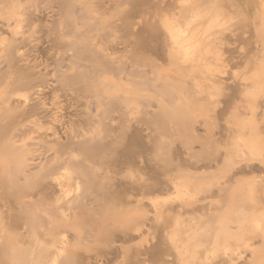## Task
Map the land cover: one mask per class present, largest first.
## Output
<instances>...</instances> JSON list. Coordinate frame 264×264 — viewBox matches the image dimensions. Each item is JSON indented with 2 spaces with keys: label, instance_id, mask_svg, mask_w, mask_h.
<instances>
[{
  "label": "rangeland",
  "instance_id": "obj_1",
  "mask_svg": "<svg viewBox=\"0 0 264 264\" xmlns=\"http://www.w3.org/2000/svg\"><path fill=\"white\" fill-rule=\"evenodd\" d=\"M24 1L16 8L22 15L14 11L13 6L19 5L12 4L13 9L6 6V10L9 7L22 17L25 13L19 10L27 9L29 16L33 15L27 20H42L35 24L23 22L27 15L22 20L19 17L27 34L20 31L28 36L27 45L20 44L25 50L22 58L28 56L33 63L39 47L46 50V55L40 57L39 79L33 69L34 72L26 68L34 76L33 80L28 78L32 83L29 81L27 87L33 84L29 89L24 87L27 83L21 72L25 70L20 68L22 58L20 61L15 56L18 49L13 48L10 51L14 54L6 55H14L8 59L12 69L7 67L8 60H3H7L4 68L15 70L11 71L14 75L21 74L25 84L13 85L15 80L10 82L11 72L6 70L4 79L8 77L11 84L7 85L5 79L6 85L1 88L7 87L10 93L18 88L11 95L5 93L7 88L0 89L4 92L0 93V264H86L87 260L91 264H146L142 258L144 250L156 244L166 252L154 264H215L225 252L236 248L239 236L232 229L223 239H219L222 233L213 231L211 234L217 238L221 236L217 241L214 234L216 241L210 239V243L212 235L206 237L204 225L205 220L218 221L215 210L230 205L236 194L253 205L260 200L264 188V0H71L76 8H80L79 4L84 7L79 13L73 5L77 19L83 22L88 17L94 24L101 21L98 20V27L93 25L96 28L84 33L87 36H81L84 39L75 34V39H71L74 48L68 40L75 29L70 28L77 23L79 27L83 25L69 8L62 7L61 0ZM37 6H42L38 7L40 14ZM15 20L14 25L19 22ZM70 22L74 26L69 27ZM17 28L14 29H23ZM14 29L8 33L12 32L14 39L21 38L16 30L14 35ZM12 34L6 33L9 39ZM76 39L87 44L85 47L100 43L104 48L97 45L98 51L94 46L89 49L101 56L97 58L92 52L93 59L97 58L96 66L90 52V57L86 54L96 70L91 69L96 73L93 76L88 69L92 63L88 61L89 67L87 62L86 67H81L85 47L82 44L79 48ZM74 40L80 53L73 51ZM100 50L106 51L107 59ZM82 72L88 76L84 77L86 80L96 79L88 80L98 85L93 87L94 82L84 81ZM18 75L14 79H21ZM37 80L40 90L35 85ZM84 83L91 84L90 91L85 85L83 88ZM25 95L29 97L23 100ZM7 96L14 104H8ZM21 100H27L28 107L43 101L57 115V121L50 112L46 116L40 114L41 118L21 117L20 121L12 105ZM19 127L22 130L18 131ZM50 127L61 132L60 139L53 137ZM12 132L15 136L9 139ZM84 140L91 143H87L91 152L79 147L77 141ZM11 147L14 152H10ZM127 151L131 153L129 157L125 155ZM119 158L118 162L124 164H117ZM29 161L36 162L31 169ZM247 162L262 163V169L236 171ZM148 163L156 169V177L149 178ZM162 179L170 187L149 195L151 201L141 193L127 197L130 192L123 190L125 183L144 186L148 181ZM119 182L125 184L123 188L118 187ZM223 187L230 189L221 193ZM46 188L52 194L45 193ZM120 191L127 198L120 199ZM143 197L146 212L139 210L142 205L137 201ZM211 210L214 218L209 216ZM143 217L146 221H141ZM140 226L141 230L136 231ZM263 226V221L252 223L254 230H249L254 232ZM122 231L134 238L124 240ZM205 237L208 240L204 243Z\"/></svg>",
  "mask_w": 264,
  "mask_h": 264
},
{
  "label": "bare ground",
  "instance_id": "obj_2",
  "mask_svg": "<svg viewBox=\"0 0 264 264\" xmlns=\"http://www.w3.org/2000/svg\"><path fill=\"white\" fill-rule=\"evenodd\" d=\"M13 1H14V2H13ZM13 1H12V0H0V9L3 11V12L0 11V13L2 12V13L0 14V45H4V46H5V47H4V46H3V47L0 46V89H3V88H1L2 84H3V85H6V84L9 82V81H7L8 79H12V80L10 81L11 83H13V81L15 80V84L13 83V85H15V86H16L17 84L20 85L21 83L23 84V82H26L27 84L24 83L26 86H24V84H23V85L21 84V85L24 86L25 89H29L30 86H32L33 84H32V85H29V88H28V87H27V86H28V83H29V81L31 82V79L34 78V76L37 77V75L41 74L40 76L42 77V70H41V69H42V68H41L42 61H41V58L44 57L43 55H46V52H45L46 50H41L40 47H39V49H35V50H37V51H35V56H34V55H33V56H34L36 59L33 58V59H35L33 63L30 62V59H29V61H28V58H27L28 56H23V57H25V58H22V55H24V53H25L24 51H25V50H22V48H20V46H21L20 44L23 43L22 45H25V46H26L27 43H28V42H26V41H28V36H25V35H24V34L26 33V31L23 32L24 30H26L25 28H23V27L25 26V25H24L25 23L23 24V22H24V21H25V22H26V21H29V20H27L26 18H28V16L31 15V14H30V13H29V14L27 13V11H26L27 9H25L26 12H25V11H22V10H19V11H21L22 13H25V14H23V16H24V15H27V16L25 17V19H26V20H25V19L23 18V16L21 17L22 14H21L20 12L16 11V10L19 9V7L21 6L20 4L24 3L25 1L22 0L21 2H16V3H15V1H20V0H13ZM23 1H24V2H23ZM72 1H73V0H72ZM81 1H82V0H81ZM10 2H13V3H10ZM76 2H77V1H76ZM84 2H86V1H84ZM84 2H82V3L84 4ZM9 3L11 4V6L8 5ZM17 3H18V4H17ZM41 3H42V1H41ZM41 3H39V5H40ZM61 3H62V4H61ZM61 3H60V4L62 5V7H65L66 9L69 8L70 11H71V13H72L74 16L76 15V12H79V13H80L81 11H83V8H84L83 6L81 7V5L79 4L80 8L78 7V8H79V10H78V8H76V7H77V4H76V3H75V5L72 4L71 0H61ZM77 3H78V2H77ZM12 4L19 5V6L16 7V6H13ZM23 5H24V4H23ZM23 5H22V6H23ZM28 5H29V4H28ZM35 5H36V4H35ZM73 5H74L75 7H74ZM84 5H85V4H84ZM6 6H9V7H11V8H12V6L15 7V8H14V9H15L14 11H15V12H18V14H21V15H19V17H20V19L23 18V22H22V23L20 22V19H19V17H18V14L15 13L14 11H11V8H10V10H9V7H8V9L6 10ZM29 6H30V5H29ZM38 7H39V6H37V11H36V12H37V14H40V13L42 12V10H40V13H38ZM73 7L76 8V10H77L76 12H75V9H74ZM86 7H87V3H86ZM16 8H17V9H16ZM23 8H24V6L22 7V9H23ZM30 8H31V6H30ZM39 8H42V6L39 7ZM81 8H82V9H81ZM12 9H13V8H12ZM20 9H21V8H20ZM71 9H74V10H71ZM5 10L7 11V14H6ZM67 10H68V9H67ZM87 10H88V8H87ZM85 11H86V9H85ZM8 12H10V13H8ZM13 12H14V13H13ZM28 12H30V11H28ZM36 12H35V13H36ZM74 12H75V14H74ZM11 13H12L13 15H14V14L17 15L18 18H17L15 15H14L15 17H14L13 15H11ZM4 14H5V16H3ZM8 14H9V15H8ZM1 15H2V16H1ZM41 15H42V14H41ZM32 16H33V15H32ZM32 16H29V17H32ZM39 16H40V15H38V17H36V19H38ZM81 16H82V14H81ZM34 17H35V16H34ZM72 17H73V16H72ZM75 17H76V16H75ZM75 17H73V19H74ZM79 18H80V17H79ZM84 18H86V17H84ZM96 18H97V17H96ZM15 19H17V21L19 20L18 24L20 23L21 25H20V24H19V26H17L18 24L14 25V24L16 23V22H15V21H16ZM28 19H29V18H28ZM73 19H72V20H73ZM80 19H81V18H80ZM80 19H77V17H76V19H75V20H78L79 23H82L83 26H80V27L78 26V25H80V24H78L77 21H75V20L72 21V22H74V24H75V22L78 24V25L75 24L76 27L74 26V24H73L72 22H70L72 25H71V26L69 25V27L74 26L75 28L72 27V28H70V29H72V30L75 29V31H74L75 33H74L73 31H70V34L68 33L70 37L73 35L72 38H70V39L68 40V41H69V44H70V42H71V39H72V41H73V38H74V35H75V34H76L75 37L77 36V38H78V37H81V36H83V35H84V37H85V36H87V35H85L87 31L89 32L91 28H96V27H98L99 24H100V23H99V21H100L99 19H98L99 21L97 20L98 23L95 22V24H94L93 20H90V21H89L90 18L88 19V17L86 18L87 20L85 19L83 22H82L83 19H81V20H80ZM21 20H22V19H21ZM41 20H42V19L39 18L37 21H41ZM70 20H71V18H70ZM32 21H33V23H35V19L32 20ZM32 21H31V22L29 21V23H32ZM37 21H36L35 24H38ZM80 21H81V22H80ZM14 22H15V23H14ZM100 22H101V21H100ZM13 23H14V24H13ZM26 24L28 25V23H26ZM30 25H33V24H30ZM30 25H28V26H30ZM40 25H41V23H40ZM93 25H95L96 27H91V26H93ZM14 26H17V27H19V28H23V29L16 30V29H18V28H17V27H14ZM22 26H23V27H22ZM12 27H13V29L16 28V29H14V35L19 34V33H20V34H19L18 36L22 35L21 38L19 37L20 40L18 39L17 36H15L16 39H14L13 34H12V32H13ZM25 27H26V26H25ZM66 27H68V25H67ZM69 27H68V28H69ZM81 27H82V28L84 27L83 29L86 30V31L83 30V31H84V32H83V31L81 30V29H82ZM80 28H81V29H80ZM85 28H86V29H85ZM30 29H31V27L29 28V30H30ZM70 29H69V30H70ZM76 29H77V32H76ZM8 30H11V31H12V32H11L12 36L10 37V39H9L8 36H10L11 34L8 33ZM15 30L17 31L16 34H15ZM20 30H22V32H23L24 34L21 33ZM29 30H28V31H29ZM69 30H68V31H69ZM78 30H79V31H78ZM80 30H81L82 32H81ZM5 31H7V32H6L7 35H8V34H10V35L7 36L6 33H5ZM28 31H27V32H28ZM18 32H19V33H18ZM72 32H73L74 34H73ZM78 32H79V33H78ZM4 33H5V36H4ZM71 33H72V35H71ZM84 33H85V34H84ZM26 34H27V33H26ZM63 34H64V33H62V34L60 35V37H61ZM87 34H88V33H87ZM23 35H24L27 39H26L25 37H23ZM4 37H5V39H4ZM12 37H13L14 40L12 39ZM64 37H65V36H64ZM64 37H63V38H64ZM84 37H81V38H78V39L81 40V39H84ZM6 38L8 39V42H6V40H7ZM60 39H61V38H60ZM64 39H65V38H64ZM74 39H75V38H74ZM4 40H5V41H4ZM10 40H11V41H10ZM25 40H26V41H25ZM33 40H34V39H33ZM9 41H10V42H9ZM61 41H62V40H61ZM74 41H75V40H74ZM76 41H79V40L76 39ZM76 41H75V42H76ZM1 42H2V43H1ZM3 42H4V43H3ZM5 42H6V43H5ZM24 42H25V43H24ZM29 42H30V41H29ZM62 42H63V41H62ZM65 42H66V41H65ZM79 42H80V43H79L80 45L76 42V43H75V46H76V45H77V46L79 45V46H78L79 48H80V46H82V44H83V48H84L85 46H87V44H85V46H84V42H82V41H79ZM7 43H8V44H7ZM5 44H6V45H5ZM29 44H30V43H29ZM63 44H64V43H63ZM63 44H62V45H63ZM69 44H65V46L67 45L66 47H69V46H68ZM62 45H61V46H62ZM73 45H74V42H73V44H72V42H71L70 46L73 47ZM89 45H91V44H89ZM97 45H98L99 47H102V45H101L100 43H99V44L97 43ZM97 45H96V46H97ZM25 46H22V47H25ZM65 46H64V47H65ZM77 46L75 47V49H73L74 47L72 48L73 51L78 49ZM93 46H94V47H93ZM96 46H95V45H91V46L85 47V48L83 49V51L85 50V52H84V53L81 52V53L85 54V55H84L85 58H84L83 54H81L82 57H83V59H82L81 57H80V58H81L82 60H85V62L83 61L84 63L82 62V63H83V64H82L81 61L79 62L78 60H76V62L78 61V63H81V64H82L81 67L84 66L86 62H87V64H88L87 67H89L90 64H91L92 62L94 63V65L96 64L95 62L97 61V58H98L100 55L98 56L99 53L96 52V53H97V54H96L93 50H91V52H90V50H89V49H92V47H93V49H95L96 51H98L100 48H99V49H98V48L96 49ZM98 46H97V47H98ZM59 47H60V45H59ZM59 47H58V48H59ZM71 47H70V48H71ZM89 47H90V48H89ZM13 48H17V49H18V52H16V54H17V53H18V54H17V55L15 54V56L18 57V59H19L20 61H21V58H22V61H23V62H21V64H20V68L24 69L25 71L21 70L20 68H18V69H20L21 72L24 73L25 78H24L23 76L20 77L21 74H19V75H18V74H15V75H14V74H13V73H14L13 71H15V70H13V71L10 70V69H12L13 66L10 68V65H11V64H9V63H10L11 60L9 61L8 59H9V57H11V56L13 57L14 55H10L11 53L9 54V55H10L9 57H8V56L6 57V55H7V53L12 52L13 50H12V51H10V50L13 49ZM19 48L23 51V52H22V51L20 50V51L22 52V54H19V53H21V52L19 51ZM58 48H57L56 51H58ZM60 48H61V47H60ZM17 49H16V51H17ZM23 49H24V48H23ZM42 49H43V48H42ZM66 49H67V48H66ZM68 49H69V48H68ZM81 49H82V47H81ZM81 49H80V50H81ZM86 49L88 50V52L86 51ZM102 49H104V48L102 47ZM14 50H15V49H14ZM63 51H64V50H63ZM13 52H14V51H13ZM13 52H12V54H14ZM44 52H45V53H44ZM69 52H70V51H69ZM74 52H79V50L74 51ZM89 52H90V56L92 55L91 57L89 56V54H87V53H89ZM92 52L95 53V54H94L95 56L97 55V56H96L97 58H94V59H93L94 55H93ZM99 52H100V54H101V52H102L103 55H104V56H103V55H102V56L105 57V55H106V51H105V50H104V51L100 50ZM65 53H68V52L65 51ZM70 53H71V52H70ZM79 53H80V52H79ZM79 53H78V54H79ZM71 54H74V53H71ZM78 54H77V55H78ZM86 54L88 55V57H90L91 59H93L91 63H90V61L87 59ZM18 55H19V56H18ZM20 55H21V56H20ZM25 55H26V54H25ZM75 55H76V54H75ZM77 55H76V56H77ZM81 55H80V56H81ZM69 56H70V55H69ZM73 56H74V55H73ZM5 57H6V58H5ZM12 57H11V58H12ZM19 57H20V58H19ZM40 57H41V58H40ZM59 57H60V56H59ZM100 57H101V56H100ZM106 57H107V56H106ZM106 57H105V59H107ZM39 58H40V59H39ZM56 58H57V57H56ZM68 58H70V57H68ZM75 58H78V57H75ZM75 58H74V59H75ZM4 59H7V60H8V65H9V66H7V67L10 68V69H8V70H7V68H4V66L7 65V64H4V63H7V60H6L5 62L3 61ZM13 59H14V58H13ZM13 59H12V61H13ZM15 59H16V58H15ZM57 59H58V58H57ZM64 59H65V58H64ZM72 59H73V58H72ZM81 59H79V60H81ZM100 59H102V58H100ZM108 59H109V58H108ZM19 60H17V61H19ZM60 60H63V59H60ZM65 60H67V59H65ZM94 60H96V61L94 62ZM103 60H104V59H103ZM103 60H100V63H101V62L104 63L105 60H104V61H103ZM110 60H111V58H110ZM2 61H3V63H2ZM88 61H89L90 64L88 63ZM107 61H108V60H107ZM111 62H116V60L114 61V59H113V61L111 60ZM111 62H110V63H111ZM19 63H20V62H19ZM64 63H65V62H64ZM66 63H67V62H66ZM71 63H72V62H71ZM74 63H75V62H74ZM93 63L91 64V66L93 65ZM100 63H99V65L97 64L99 67H100ZM105 63H107V62H105ZM108 63H109V61H108ZM110 63H109V64H110ZM13 64H14V62L12 63V65H13ZM67 64H68V63H67ZM67 64H66V66H67ZM112 64H113V63H112ZM112 64H111V66H112ZM3 65H4V66H3ZM69 65H70V64H69ZM76 65H77V63H76ZM79 65H80V64H79ZM103 65L105 66V64H103ZM60 66H61V65H60ZM66 66H65V67H66ZM91 66H90V68H88L89 71H92V70L96 71V70L93 68V66H92V67H91ZM95 66H96V65H95ZM95 66H94V67H95ZM98 66H97V67H98ZM104 66H103V68H107V67H104ZM68 67H69V66H68ZM68 67H67L68 70L71 69V68H68ZM78 67H79V66H78ZM85 67H86V65H85ZM97 67H95V68L98 69ZM101 67H102V66H101ZM108 67H109V66H108ZM26 68H30V70L33 69L37 74H36L33 70H32V71H33L34 73H33L32 71L29 72V69H27L28 72L30 73V74H29V73L26 71ZM62 68H63V67H62ZM103 68H102V69H103ZM121 68H124V67H121ZM126 68H127V67H126ZM56 69H57V68H56ZM59 69H60V68H59ZM80 69H81V68H80ZM91 69H92V70H91ZM6 70H7L8 72H9V71H10V72L12 71L13 73H12V72L10 73L11 78H10V77H9V78H8V77L5 78V79H6V84H5V82H3V81L5 80V79H4V75H6V73H7ZM16 70H17V69H16ZM61 70H62V69H61ZM68 70H67V71H68ZM85 70H86V68H85ZM98 70H99V69H98ZM98 70H97V74H100V75H101L100 72H101L102 70H99L100 72H99ZM62 71H65V70H62ZM17 72H18V71H17ZM17 72H15V73H17ZM19 72H20V71H19ZM21 72H20V73H21ZM31 72L34 74V76L31 75ZM65 72H66V71H65ZM65 72H64V73H65ZM102 72H103V71H102ZM104 72H106V70H104ZM27 73H28V74H27ZM85 73H86V75H87V74H89L90 72L88 73V72L86 71ZM85 73H83V72L81 73V77L83 78L84 81L86 80L84 77H88V76H85ZM92 73L96 74V73L93 72V71L91 72V74H92ZM12 74L14 75V77H15L16 75H18V78L20 77L21 79H17V80H16V79H14V77L12 78ZM26 74H27V75H26ZM35 74H36V75H35ZM83 74H84V75H83ZM8 75H9V73H8ZM10 75H9V76H10ZM28 75H29V77H27ZM62 75H65V76H66V74H63V73H62ZM89 75H90V74H89ZM102 75L104 76L103 73H102ZM6 76H7V75H6ZM30 76H31V79H28V78H30ZM71 76H72V75H71ZM73 76L75 77V75H73ZM92 76H93V74H92ZM16 77H17V76H16ZM16 77H15V78H16ZM61 77H62V76H61ZM66 77H67V76H66ZM7 78H8V79H7ZM23 78L26 79V80L22 82L21 80H22ZM62 78H63V77H62ZM67 78H68V77H67ZM93 78H95V77H93ZM24 79H23V80H24ZM37 79H39V77H37ZM40 79H41V78H40ZM69 79H70V78H69ZM75 79H76V78H75ZM88 79H89V78H87V80H88ZM32 80H33V79H32ZM80 80H81V79H80ZM83 80H82V81H83ZM87 80H86V81H87ZM89 80H90V79H89ZM89 80H88V81H89ZM91 80H95V82H96V79H91ZM91 80H90V81H91ZM98 80L102 81V83L105 84V83L103 82V80H101L99 77H98ZM38 81H40V80L35 81V82H36L35 85H39V84H40V82H39V84L37 83ZM90 81H89V83L94 82V81H92V82H90ZM10 82H9V83H10ZM95 82H94V84H95ZM97 82H98V81H97ZM11 83H10V84H11ZM31 83H32V82H31ZM85 83H86V82H85ZM85 83L83 84V88L86 86V84H87L88 82H87L86 84H85ZM98 83H99V82H98ZM102 83H101V85H102ZM149 83H150V86H151V82H149ZM29 84H30V83H29ZM92 84H93V83H92ZM99 84H100V83H99ZM7 85H8V84H7ZM18 85H17V86H18ZM35 85H34V86H35ZM84 85H85V86H84ZM89 85H91V84H88V86H86L85 89H86L87 87H89V91H90V87H91V86H89ZM96 85H98V84L93 85V87H94V86L96 87ZM101 85H99V86H101ZM10 86H12V85H10ZM15 86H14V87H15ZM99 86H98V87H99ZM3 87H4V86H3ZM12 87H13V86H12ZM12 87H9L10 90L12 89L11 91H13V88H12ZM18 87H19V86H18ZM18 87H15V88L17 89ZM26 87H27V88H26ZM36 87H37V86H36ZM40 87H41V86L39 85V87H37V89L39 88L38 90H40ZM93 87H92V88H93ZM98 87H97V90H98ZM101 87H104V88H105V87H106V84H105V85H102ZM6 88H7V87H6ZM6 88H5V90H6ZM15 88H14V93H16V92H15V90H16ZM92 88H91V90H92ZM7 89H8V88H7ZM21 89H23V87H21ZM102 89H103V88H102ZM3 90H4V89H3ZM3 90H1L0 93H1V92L4 93ZM5 90H4V91H5ZM87 90H88V88H87ZM87 90H86V91H87ZM93 90L95 91L96 89L93 88ZM97 90H96V91H97ZM100 90H101V88H99V92H100ZM6 91H7V92H6ZM6 91H5V93H10V92H9V89L6 90ZM82 91H83V90H82ZM84 92H85V90H84ZM102 92H103V91L101 90V93H102ZM12 93H13V92H11L10 95H11ZM14 93H13V94H14ZM90 93H91V92H90ZM93 93H94V92H93ZM96 93L98 94V92H96ZM96 93H95V94H96ZM88 94H89V93H88ZM88 94H85V95H88ZM8 95H9V94H8ZM10 95H9V96H10ZM9 96H7V98H8V102H9L8 104H11L13 101H11V100L9 101ZM26 96H27V95H25V97L23 98V100H25V98H28V97H29V96H28V97H26ZM10 97H11L12 100H13V96H10ZM101 97H102V96H100V99H105L104 97H106V96H104V97H102V98H101ZM7 98H6V101H7ZM27 100H30V99H27ZM27 100L24 101V102L21 100V101H22V104L25 103V102H27ZM88 100H89V99L87 98V101H88ZM21 101L18 102V103H16V104L14 105V107H13V105H12V108H14L15 110H17V113H19V114H17L18 116H20L19 118H21V117L24 118V117H27V116H28V118H29V117H32L33 115H37L36 117H38V115H40V114H41L42 116H43V115L46 116V114H47L48 112H50L51 114H50V113H48V114L52 115V118L55 119L54 121H57V115L54 114L53 111H50V109L47 108V107L44 105V102H43V101L36 102L37 104L35 103L36 105H33V107H32V105H31V107H28V106H27L28 103H25V106H24V104L21 105ZM102 101H103V100H102ZM28 102H29V101H28ZM96 102H97V101H96ZM99 102H100V101H99ZM19 103H20V105H18ZM13 104H14V102H13ZM33 104H34V103H33ZM99 104H100V103H99ZM99 104H98V105H99ZM101 104H102V102H101ZM96 106H97V105H96ZM93 108H94V105H93ZM14 109H13V110H14ZM95 110H96V109H95ZM15 112H16V111H15ZM55 112H56V111H55ZM87 113L89 114V112H87ZM158 114H159V113H158ZM17 115H16V117H18ZM41 115H40V118L42 117ZM84 115H85V114H84ZM92 115H94V114H92ZM92 115H87V117L90 118V119L92 120V119H93V118H92ZM103 115H104V113H103ZM103 115H102V116H103ZM85 116H86V115H85ZM85 116H83V117H85ZM89 116H90V117H89ZM94 116H95V115H94ZM99 116H100V114H99ZM99 116H98V117H99ZM156 116H158V115H156ZM96 117H97V116H96ZM104 117H105V116H104ZM160 117H161V116H160ZM22 118L19 119V120L22 121V120H23ZM99 118L101 119V117H99ZM86 119H87V118H86ZM86 119H85V120H86ZM100 119H99V120H100ZM16 120H17V119H16ZM58 120H59V119H58ZM88 120H89V119H88ZM91 120H90V121H91ZM93 120H94V119H93ZM104 120H105V119H104ZM100 121H101V120H100ZM88 122H89V121H88ZM102 122H103V121H102ZM38 124L40 125L41 122L39 121ZM38 124H37V126H38ZM41 126H42V124H41ZM23 127H25V125H23ZM39 127H40V126H38L37 129H38ZM43 127H44V126H43ZM54 127H55V126H54ZM54 127H52V128L54 129ZM50 128H51V127H50ZM52 128H51V129H52ZM41 129H42V127H41ZM53 129H52V130H53ZM56 129H57V128H55V130H53V134H52V135H53V137L55 136L54 138L57 140V138L60 139L59 136H61V132L58 133L59 131L56 130ZM20 130H22V129L19 127V128H18V131H20ZM39 131L41 132L40 128L38 129V132H39ZM23 133H24V132H23ZM23 133H22V134H23ZM59 134H60V135H59ZM74 134H75V133H74ZM79 134H80V133H79ZM8 135H9V136H8L9 139H11L12 137L15 136L13 132H12V133H9ZM72 135H73V134H72ZM75 135H76V134H75ZM75 135H73V136H75ZM73 136H72V137H73ZM74 138H75V137H74ZM90 139H91V140H90ZM90 139H89V140H90L89 142L93 141V138H92V137H91ZM137 139H138V138H137ZM73 140H74V139H73ZM73 140H71V141H73ZM138 140H139V139H138ZM73 142H74V141H73ZM77 142H78V144L80 143V144H79V147H80V145H82V147L84 146V148L87 147V150H88L89 147H90V146L88 147V145H87V143H89V142H87V140H84V141H77ZM91 143H92V142H91ZM91 143H89V145H91ZM0 144H1V141H0ZM79 147H78V148H79ZM97 148H99V147H97ZM10 149H11L10 152H14V151H15L12 147H11ZM85 149H86V148H85ZM85 149H82V148H81V149H79V150L82 151V152H84L83 150H85ZM127 149H128V148H127ZM127 149H126V150H127ZM12 150H13V151H12ZM93 150H94V151L97 150L96 147H95V149H92V151H93ZM94 151H93V152H94ZM128 151H129V149H128ZM128 151H127V152H128ZM85 152H86V150H85ZM88 152H91V149L88 150ZM127 152H125V155H128V157H129V155L131 154V153H130L131 150H130V152H128V153H127ZM126 153H127V154H126ZM11 154H12V153H11ZM86 154H87V152H86ZM119 160H120V158H119L118 160H116V161H117V164H118V163H120V164H124V163H121V161L118 162ZM34 161H35V160H34ZM29 162H30V161H29ZM79 164H80V163H79ZM79 164H78V165H79ZM120 164H119V165H120ZM35 165H36V162H33V161L30 162V163L28 164V169H31V168L34 167ZM261 165H262V163L260 164V163H254V162H247L245 166H242V165L238 166L237 169H236V171H237V172H246V171L260 170V169H262V168H261ZM83 166H84V164H83ZM83 166H82V167H83ZM80 167H81V166H80ZM84 167H85V166H84ZM146 168H147V171H148V174H149V178H151V177H153V176H155V177L157 176V174H156L157 172H155L156 169L153 167L152 164L148 163V166L146 165ZM80 169H81V168H80ZM85 170H86V169H85ZM82 171H83V169H82ZM13 172H14V171H12V173H13ZM12 173H11V174H12ZM13 174H15V173H13ZM13 174H12L11 176L14 177L15 175H13ZM122 183H123V182H121V184H120V182H119V183H118V187L121 186V187L123 188V185H125V184L128 185L127 187H125V186H126V185H125L124 188H123V190H124L125 188L127 189V190L125 189L126 191L124 190L125 192H128V191L130 192V193H126V194H127V197H128V194H130V195L132 196V193H133V194H134V193H141V195H143V194L145 195V196L143 195L144 197L148 196V197H146V198H147V200H149V201H151V199H152V197H150L152 193H154L155 191H163V190H165V189H168V187H170V186H169L170 183H169V185H168V182H166V180H164V179L159 180L158 182H157V181H156V182L148 181V182H146V184H145L144 186H143L142 184H135V183H134V184H131V185H129L128 183H125V184L122 185ZM49 186H50V185H49ZM51 187H52V186H51ZM115 187H116V186H115ZM48 188H49V187H48ZM56 188H57V187H56ZM46 189H47V188H46ZM51 189H52V188H51ZM120 189H121V188H120ZM228 189H230V188H229V187H223V188L220 189V192H221V193H226V192L228 191ZM52 190H53V192H54V190H56V189H55V186H53V189H52ZM114 190H115V191H116V190L118 191V188H117V189L114 188ZM44 191H45V190H44ZM44 191H43V193H44ZM115 191H114V195H115ZM124 191H120V192H123V193L118 192V193H120V194L117 193L119 196H118L117 194H116V195H117L118 197H120V199H122L123 197L125 198L126 196L123 195V194H125ZM48 192L51 193V190H50V189H49V190L47 189V192L45 191V193H48ZM45 193H44V194H45ZM51 194H52V193H51ZM126 194H125V195H126ZM149 195H150V196H149ZM121 196H123V197H121ZM82 197H84V196H82ZM127 197H126V198H127ZM129 197H130V196H129ZM144 197H143V198H144ZM143 198H139V199H137L139 205H140V204H141V205H142V204H143V205L145 204V203H143V200H145V198H144V199H143ZM126 200H127V199H126ZM136 204H137V203H136ZM138 204H137V206H138ZM143 205H142V207H141V206H140V207H141V208H144V209H141L140 207H138V209L140 208V209H139L140 211L142 210V212H143V210H144V212H146V211H147V208H146L145 206H143ZM198 205H199V204H198ZM202 205H203V203H202ZM202 205H200L201 210L203 209ZM135 206H136V205L133 206L134 209L136 208ZM128 207H129V206H128ZM194 207H196V206H194ZM198 207H199V206H198ZM200 207H199V210H200ZM207 207L210 208V206H209L208 204H207ZM207 207H206L205 211L209 209V208H207ZM145 208H146V209H145ZM215 211H216V213H217L216 216H215V213L212 212V210H211V214H209V216L212 215V216H210V217H212V218H214L213 215H214L216 218H218V216H219V220H218V221H216V219H214L216 222H215V221H212L213 219H212V220L210 219V221H212V222H210L209 220H205V221H206V224H205V222H203V223L206 225V227H205L204 224H201V226L204 225V228H206L205 230H206L207 233H208V235L206 234V235H207L206 237L209 238V234L212 235V236H210V238H209V241H211L210 243H212V240H210V239H213V240H214L215 238H217L218 233H222V235H223L222 238H219V237L221 236V235H219V236H218L219 239H223V237H225L226 234H230V233H232V231L235 232V234H236L237 237L239 236V240L237 239V241L235 240L236 243L234 242V243L236 244V248H235V246H234V247L230 250L231 252H232V251H233V252L231 253V252L229 251L230 254H229L228 251L225 252L224 256H223L222 258H220V260H218L215 264H264V226L262 227V229L260 228L259 230H255L254 232H251L252 230H254V229L251 228V224H252V223H254V224H257V223H258V224H259L261 221L264 222V188L262 187V194H261V196H260V200L257 201L256 204L250 205V204L246 203V201H245L243 198H241V196H239V195L236 194V195L234 196V198L232 199V203H231L230 205H227V206H221L220 208L216 209ZM215 211H214V212H215ZM208 213H210V209H209V212H208ZM143 216H144V215H143ZM42 218H43V217H42ZM143 218H144V217H143ZM143 218L141 219V221H142V220L144 221L146 217H145L144 219H143ZM43 219L45 220V218H43ZM43 219H42V220H43ZM229 219H230V221H228ZM145 221H146V220H145ZM226 221H227V222H226ZM231 221H232V222H231ZM207 222H208V223H207ZM214 222H215V223H214ZM217 222H219V224H218ZM230 222H231V223H230ZM213 223H214L215 225H214ZM216 223H217V224H216ZM141 226H142V225H141ZM141 226H140L139 228L135 229V230H136V231H140V230H141ZM163 226H164V225H163ZM202 227H203V226H202ZM204 228H202V229H203V230H202L203 233L206 232V231L204 230ZM254 228H255V227H254ZM231 229H232V231H231ZM249 229H252V230L250 231ZM204 231H205V232H204ZM213 231H214V232L217 231V232H216L217 235L214 233V234L216 235V237H215L214 234H211V233H213ZM218 231H219V232H218ZM230 231H231V232H230ZM62 232H63V230H62ZM122 232H124V231H122ZM228 232H229V233H228ZM234 232H233V233H234ZM63 233H64V232H63ZM223 233H224V234H223ZM225 233H226V234H225ZM56 234H57V233H56ZM64 234H66V233H64ZM122 234H124V235H123L124 240H125V238H128V239L130 238V239H131V238L133 237V236H132L131 234H129L128 232H127V233L124 232V233H122ZM237 234H238V235H237ZM119 235H120V234H119ZM119 235H118V237H119ZM204 235H205V234H204ZM224 235H225V236H224ZM37 236H38V234H37ZM116 236H117V235H116ZM213 236H214L215 238H214ZM121 237H122V236H121ZM206 237L203 239V240H204V243H205V241H206V239H207ZM35 238H36V237H35ZM115 238H116V237H115ZM133 238H134V237H133ZM218 238H217V241H218ZM235 238H236V237H235ZM126 240H127V239H126ZM207 240H208V239H207ZM215 241H216V239H215ZM206 242H207V241H206ZM208 243H209V242H208ZM36 245H37V244H36ZM40 245H41V244H40ZM160 246H161L160 244H156V245H154L152 248L147 249V250H144L145 255H143L142 258H143L144 262H146V264H148L147 262H149V260L152 261V264L157 263L158 261L162 260V258H163V254H164L166 251H165V249H161V250H160V249H159ZM31 247H32V246H31ZM35 247H37V246H35ZM33 248H34V247H33ZM39 248H40V247H39ZM35 249H36V248H35ZM41 249H42V248H41ZM234 249H235V250H234ZM28 251H30V250H28ZM25 252H26V251H25ZM31 252H32V251H31ZM33 252H34V251H33ZM36 252H37V251H36ZM15 253H16V252H15ZM20 253H21V252H20ZM20 253H19V254H20ZM23 254H24V253H23ZM23 254H22V255H23ZM32 254H33V253H32ZM36 254H37V253H36ZM34 255H35V254H34ZM34 255H33V256H34ZM31 256H32V255H31ZM37 258H38V257H36V259H37ZM33 259H34V258H33ZM85 260H86V259H85ZM130 262H131V261H129V263H128V262H127V263H128V264H131ZM127 263H126V264H127ZM81 264H83L82 261H81ZM86 264H91V261H90V260H87ZM144 264H145V263H144Z\"/></svg>",
  "mask_w": 264,
  "mask_h": 264
}]
</instances>
